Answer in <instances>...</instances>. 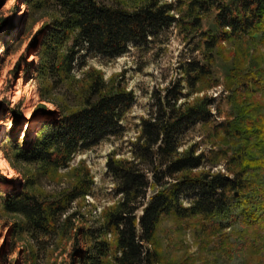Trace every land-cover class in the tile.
Masks as SVG:
<instances>
[{
    "label": "trees",
    "instance_id": "obj_1",
    "mask_svg": "<svg viewBox=\"0 0 264 264\" xmlns=\"http://www.w3.org/2000/svg\"><path fill=\"white\" fill-rule=\"evenodd\" d=\"M25 2L34 20H45L34 41L39 61L33 66L39 79L50 81L42 89L46 101H54L47 96L53 87L65 86L66 80H80L70 73L82 60V50L119 56L130 43H150L175 23L187 37L198 39L194 50L204 51L202 59L181 62V77L155 92L153 111L140 118L137 135L129 141V156H118L116 150L109 153L106 168L118 200L88 228L76 227L81 213L71 212L73 202L89 194L93 184L83 161L79 169L73 168L78 171L73 186L57 194L37 193L30 188L50 178L56 180L59 171L70 167L75 152L91 148L104 137L122 134V119L135 101L133 91L120 82H106L100 71L90 69L81 79L87 83L81 85L74 107L52 111L58 119L32 127L24 141L17 132L22 111L19 106L10 108L15 128L2 140L0 151L13 169L23 173L24 182L1 195L2 212L14 218L5 244L8 251L21 242L23 264H48L59 242L67 237L76 239L72 264H154L155 254L146 243H152L164 214L174 212L184 217L205 213L215 216L221 227L238 218L255 223L264 216V119L251 114L252 103L245 108L237 102L239 86L233 94L239 114L220 126L225 125L229 134L243 141L231 160L250 155L243 162L245 167L235 177L221 170L197 171L207 160L206 152L197 143L182 147L189 127L211 117L213 97L205 95L193 102L188 99L196 84L212 75L221 44L244 39L264 51V0H141L133 8L108 0ZM212 9H216L215 30L201 31L204 15ZM14 27L12 24L8 30ZM231 66L233 84L246 88L250 80L260 83L263 79L249 73V81H240L242 66L236 62ZM66 93L69 100L71 94ZM21 164L31 171L23 172ZM257 185L261 187L257 189ZM154 188L157 190L137 216L148 190ZM192 195L190 204L185 205L184 198Z\"/></svg>",
    "mask_w": 264,
    "mask_h": 264
},
{
    "label": "rangeland",
    "instance_id": "obj_2",
    "mask_svg": "<svg viewBox=\"0 0 264 264\" xmlns=\"http://www.w3.org/2000/svg\"><path fill=\"white\" fill-rule=\"evenodd\" d=\"M108 1L127 8L142 3L141 0ZM215 12L216 9H212L204 15L201 31L215 30ZM1 21L4 23L0 27V145L15 128L11 107L19 106L22 111L17 132L20 141H24L32 127L58 119V115L52 111L59 113L63 107H74L81 85L87 83V80L81 79L90 69L100 71L106 82H120L135 95L134 103L122 119V134L104 137L91 148L75 152L70 167L59 171L56 180L50 178L51 180H44L39 186L30 188L37 193L57 194L64 188L73 186L78 178V171L73 168L79 169L83 161L90 169L93 184L89 194L73 202L71 212L81 213L76 227L82 225L88 228L100 213L118 200L113 191V180L106 168L109 153L116 150L120 153L118 156H129V141L137 135L140 118L147 117L153 111L155 92L158 89L164 90L167 85L181 77V62L192 58L202 59L204 50H194L198 39H194L195 36L192 35L187 37L175 23L164 28L150 43H130L119 56L110 57L82 50V63L78 60L70 73L80 80L74 83L66 80L65 86L62 83L61 86L53 87L47 95L54 100L51 102L46 101L42 94V89L50 81L39 79L36 67L33 66V63L37 65L39 61V50H36L34 41L45 20H34L25 0H0ZM12 24L15 27L8 30ZM234 62L242 66L238 76L240 81H249V73L263 79L260 83L250 80L246 88L244 84L231 83L229 72ZM237 86L241 88L237 93L240 97L236 99L237 102L245 108L252 103L251 114L264 119V51L244 39L229 40L221 44L220 52L212 65V75L209 78L203 77L188 99L193 102L205 95L215 99L208 121L192 124L183 140L186 141L183 148L197 143L198 148L207 154L204 166L197 171L221 170L230 177H235L250 159V155H246L243 159L231 160L234 151L242 146L243 141L229 134L225 125L220 126L235 120L239 114L233 100ZM66 91L71 94L69 100L65 99L68 97ZM3 161L4 165L0 167V202L4 191L24 182L23 173L13 169L4 156ZM21 168L23 172L31 171L24 164H21ZM261 177L264 187L263 171ZM253 184L256 185L255 182ZM259 187L261 186L257 185V189ZM156 190L157 188L148 190L144 205L138 209L137 216L142 214L143 208ZM193 196L184 198V204L189 205ZM13 219L11 215L2 212L0 204V264H23L22 243H16L9 251L5 246ZM217 220L215 216L205 213L184 217L174 212L162 215L152 243H146L155 254L154 264H264V216L255 223L244 222L242 218H238L227 227H221ZM75 240L63 237L59 248L47 263L72 264Z\"/></svg>",
    "mask_w": 264,
    "mask_h": 264
},
{
    "label": "bare ground",
    "instance_id": "obj_3",
    "mask_svg": "<svg viewBox=\"0 0 264 264\" xmlns=\"http://www.w3.org/2000/svg\"><path fill=\"white\" fill-rule=\"evenodd\" d=\"M3 165H4L3 156H2V153L0 151V167H2ZM10 177H12V175H10Z\"/></svg>",
    "mask_w": 264,
    "mask_h": 264
}]
</instances>
